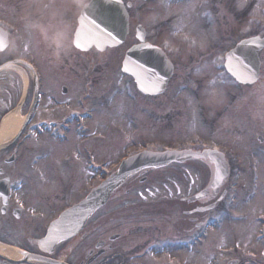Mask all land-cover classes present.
I'll list each match as a JSON object with an SVG mask.
<instances>
[{
	"label": "flooded vegetation",
	"instance_id": "af4514ba",
	"mask_svg": "<svg viewBox=\"0 0 264 264\" xmlns=\"http://www.w3.org/2000/svg\"><path fill=\"white\" fill-rule=\"evenodd\" d=\"M89 1L0 0V193L6 197L0 199V264H264V245L262 251L209 250L212 242L206 231L220 226L231 209L220 205L227 194L223 186L230 166L224 156L228 175L211 195L214 165L210 158L194 154L207 148L221 151L218 145L204 138L142 145L110 159L102 157L106 147H89L91 126H111L98 118L105 106L115 103L122 109V98H127L135 115L130 120L139 122L143 105L149 102L146 108L154 111L160 98L172 97V82L177 80L178 90L183 91L186 80L191 86L198 84L206 56L196 47L185 49V58L180 53L171 56L168 43L154 41L160 22L153 32L142 24L144 41L158 47L172 66L160 93L143 94L121 71L124 53L135 40L125 48L123 43L87 51L74 47L77 17ZM168 19L169 15L162 21ZM130 29L129 16L126 37ZM6 119L9 122L3 126ZM53 141L67 143L64 155H46ZM142 149H185L193 155L132 173L80 228H71L63 242L50 251L41 247L40 241L64 210L107 177L122 158ZM46 157L52 159L47 162ZM194 164L207 169L203 180L175 198L171 191L179 176L190 185V169L198 168ZM149 179L150 185L159 181L167 185L172 203L166 212L139 191V184ZM121 196L122 203H110ZM257 238L264 241L262 234Z\"/></svg>",
	"mask_w": 264,
	"mask_h": 264
},
{
	"label": "rangeland",
	"instance_id": "374dc122",
	"mask_svg": "<svg viewBox=\"0 0 264 264\" xmlns=\"http://www.w3.org/2000/svg\"><path fill=\"white\" fill-rule=\"evenodd\" d=\"M132 4L131 29L122 48L134 41L136 23L153 32L160 22L156 37H152L156 42L168 43L171 56L178 57L180 53L185 58V49H203L205 65L198 73L201 81L191 86L186 80L184 91L178 90L177 80L172 82V97L160 98L154 111L146 108L149 102L143 105L139 122L130 120L135 115L131 112L133 102L127 98H122V109L115 103L105 106L98 118L110 122L111 126H91L93 138L88 140L89 147L95 150L99 145L106 147L102 157L110 159L129 154L142 145L184 144L201 138L218 145L230 166L223 186L227 194L220 205L226 204L231 209L227 217L223 215L220 226L206 231L212 242L209 250L226 249L234 253L254 248L262 251L264 241L257 236L259 220H264V47L258 52V80L251 85L236 84L221 71L220 65L223 53L237 40L264 35V0H135ZM167 15L169 19L163 22ZM257 135L262 137L261 141ZM66 148L67 143L53 141L45 152L47 156L64 155ZM51 159L46 157L45 161ZM199 171L203 173L207 169L201 166L190 169V185L184 184L183 177L179 176L172 195L177 198L186 188L190 191L196 188L205 175ZM139 191L147 201L162 205L164 212L172 203L167 185L161 181L153 186L149 179L139 184ZM118 202L122 203V196L110 201L111 204Z\"/></svg>",
	"mask_w": 264,
	"mask_h": 264
},
{
	"label": "water",
	"instance_id": "95a60500",
	"mask_svg": "<svg viewBox=\"0 0 264 264\" xmlns=\"http://www.w3.org/2000/svg\"><path fill=\"white\" fill-rule=\"evenodd\" d=\"M129 5V3L124 5L121 0H90L83 6L77 17L73 44L79 41V43L86 47L91 46L97 40L110 39L107 35L109 31L113 33L121 43L128 31V14L126 7H129ZM78 33L79 35H77ZM93 34H95V36H93ZM138 37H143L144 39L143 29L139 25L135 27V38L139 43L130 46L126 50L123 60L126 58L138 60L142 62L143 65H146L144 71L148 72L154 79L164 78V83L160 86L159 90V92H161L170 75L171 65L157 47L154 46L155 49L158 50L146 49L143 45L148 43ZM257 37L258 36H251L239 40L224 54L223 68L236 82L237 79L233 76V73L238 74L241 79L244 80L252 74H254L252 82L257 79L259 69L257 51L264 46V37H258L259 39H256ZM253 40H255V42L250 43V41ZM104 47L106 46H102L100 49ZM238 83L250 84L249 82ZM137 89L139 90L138 87ZM258 139L261 140L260 137H258ZM177 153L181 155H176ZM203 153L194 154V157H203ZM185 156H188L187 151H167L163 153L142 151L128 157L121 162L115 172L111 173L109 177L92 188L83 199L63 211L58 219L52 223L51 227L55 224L59 229L72 228L76 231L81 227L86 217L101 206L108 199L110 193L134 171L148 166L158 167L170 161H182ZM214 156H216L217 160H220L222 175L226 177L227 167L223 155L219 153V155L214 154ZM210 161L214 165L215 170L217 165L212 162V159H210ZM222 183L223 181L221 184ZM211 188H213L212 182ZM67 233L70 232H66L65 235Z\"/></svg>",
	"mask_w": 264,
	"mask_h": 264
},
{
	"label": "snow or ice",
	"instance_id": "6c2138e0",
	"mask_svg": "<svg viewBox=\"0 0 264 264\" xmlns=\"http://www.w3.org/2000/svg\"><path fill=\"white\" fill-rule=\"evenodd\" d=\"M131 7V5H129ZM79 35V33L77 34ZM107 35L110 37V39L107 40H97L94 44L91 46H84L79 41L74 43V47H76L78 50L81 51H87L89 48L95 46L96 48L100 49L102 46H113L116 44H119L120 41L117 39V37L111 33L110 31L107 32ZM95 36V34H93ZM139 39H143V37H138ZM256 39H259L258 37ZM114 41V42H113ZM255 40L250 41V43H254ZM243 43V42H242ZM146 49H152L154 50L155 47L153 44H144L143 45ZM167 46V45H166ZM158 50V49H155ZM230 59V57H229ZM146 65H143L142 62L135 60V59H129L126 58L122 62V68L121 71L123 73L129 74L131 77L135 79L136 86L139 88L140 92L148 95L156 94L160 90V86L164 83V78L162 79H154L148 72L144 71V68ZM233 76L237 79V82H252V77L254 74L249 75L246 80L241 79V77L233 73ZM214 154L219 155L218 149H212V151H205L203 153L204 157H208L212 159V162L216 164V168L214 170L212 184H213V190L211 195H215L216 192L219 191V186L221 182L225 179L224 175H222V168L220 166V160L216 159V156ZM176 155H181L177 153ZM188 155L191 157L192 153L189 152ZM206 195V193H201L200 196ZM200 198V197H197ZM0 199L6 200V197L3 193H0ZM19 204V201H17ZM22 206V205H21ZM65 231L70 232L71 230H61L58 228L57 225H53L51 228H49L46 237L40 241V245L45 250H51L52 246L57 243L63 242L64 239H66ZM24 256H27V253H23Z\"/></svg>",
	"mask_w": 264,
	"mask_h": 264
},
{
	"label": "bare ground",
	"instance_id": "6f19581e",
	"mask_svg": "<svg viewBox=\"0 0 264 264\" xmlns=\"http://www.w3.org/2000/svg\"><path fill=\"white\" fill-rule=\"evenodd\" d=\"M11 119H13V118L11 117ZM7 122H9V120L6 119V120L4 121L3 126H6Z\"/></svg>",
	"mask_w": 264,
	"mask_h": 264
}]
</instances>
